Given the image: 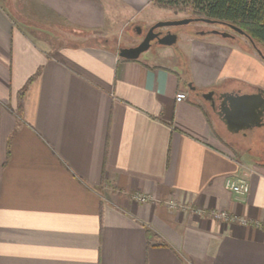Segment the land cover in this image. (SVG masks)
<instances>
[{"label":"crops","instance_id":"obj_1","mask_svg":"<svg viewBox=\"0 0 264 264\" xmlns=\"http://www.w3.org/2000/svg\"><path fill=\"white\" fill-rule=\"evenodd\" d=\"M24 3L30 19L95 34L153 0ZM226 38L125 59L106 42L37 41L0 0V264H264V160L221 112L224 94L263 95L264 60ZM242 175L239 197L224 181Z\"/></svg>","mask_w":264,"mask_h":264},{"label":"rangeland","instance_id":"obj_2","mask_svg":"<svg viewBox=\"0 0 264 264\" xmlns=\"http://www.w3.org/2000/svg\"><path fill=\"white\" fill-rule=\"evenodd\" d=\"M2 3L6 5V8L10 15L14 18L15 21L20 23L22 26H26V30L36 39L37 41H45L48 45H62V44H77V43H103L106 42L109 45L114 47H127V45H134L139 41V37L135 33V27L138 26L143 30L147 29L149 26L155 24L158 21H168V20H178L184 18H199L189 9L183 8L180 10L164 9L159 8L154 3L152 6H149L146 14L136 15L133 19L119 21L114 24L108 30L96 31L95 34L90 31H85L84 34L81 33V30L73 29V27L68 24H55V22H49L48 20H34L28 18V12H26V5H24V0H1ZM27 15V16H26ZM149 16L151 18H146ZM200 19V18H199ZM55 25H54V24ZM115 23V22H114ZM118 24V25H117ZM122 25V26H121ZM169 29L173 33H178V38L181 40L183 36H208L212 35L210 31L218 30L220 32H226L231 36L232 39L226 38L231 41L238 42L241 46L246 47L249 50H253L255 54L258 55V49L264 55V47L259 43H252L244 36L234 31L233 29L227 27L226 23L213 21L211 23L200 22V21H191L186 24L172 25L168 27H163L162 30ZM199 32H203L202 35ZM218 35V34H216ZM221 36V35H220ZM223 37V36H222ZM177 38L176 42L173 45H170V51H173L177 42L180 40ZM164 50V46H152L145 52L140 54L141 58H146L149 54L158 53L159 51ZM163 62L161 59L157 58L154 61ZM159 63V62H158ZM251 138V136H249ZM251 141V139H250ZM252 142V141H251ZM247 143V146L251 149L249 154L257 159H263L264 155L259 151L258 146L253 143ZM262 147V146H261Z\"/></svg>","mask_w":264,"mask_h":264},{"label":"water","instance_id":"obj_3","mask_svg":"<svg viewBox=\"0 0 264 264\" xmlns=\"http://www.w3.org/2000/svg\"><path fill=\"white\" fill-rule=\"evenodd\" d=\"M191 21L213 22L212 20L202 18H184L178 20L158 21L148 29L146 35L139 44L129 47H120L118 49V55L125 59H137L141 53L148 50V48L150 47V41L158 37V34L153 32L155 28L186 24ZM229 26L234 31H237L238 33L244 35L254 46L253 40L246 33L232 25ZM210 32L213 34L221 35L223 37H230V34L226 32H220L218 30H212ZM176 40L177 36L175 34L169 33L159 38V43L162 45H173ZM255 50L257 51L258 55L264 60V55L261 53V51L256 48ZM212 97L213 92L211 91L202 94V98L208 101H212L213 104ZM224 97H227L229 104L228 106H226V103L223 102L221 112L225 114V122L229 123V126L231 125L230 127H234L235 129L246 127L251 128L255 125H259L264 112V96L262 95V93L257 92L244 95L224 94Z\"/></svg>","mask_w":264,"mask_h":264},{"label":"trees","instance_id":"obj_4","mask_svg":"<svg viewBox=\"0 0 264 264\" xmlns=\"http://www.w3.org/2000/svg\"><path fill=\"white\" fill-rule=\"evenodd\" d=\"M159 8H189L196 17L232 25L264 47V0H153Z\"/></svg>","mask_w":264,"mask_h":264},{"label":"built area","instance_id":"obj_5","mask_svg":"<svg viewBox=\"0 0 264 264\" xmlns=\"http://www.w3.org/2000/svg\"><path fill=\"white\" fill-rule=\"evenodd\" d=\"M187 99V94L185 92H177L175 95L176 101H184ZM224 187L228 189L229 191L233 192L239 197H243L248 193L249 190V184L247 177L245 175H242L240 177H227L224 181ZM132 199L136 202L145 203L149 201L150 197L147 195H144L142 193H135L132 195ZM166 207L170 210L179 209L180 211H189L195 214H201V210H198L196 208H192L191 206L185 205L183 203H177L173 199H169L166 201ZM211 215L217 219L224 222H233L238 221L241 224H248V221L243 218H236L234 216H230L225 211H212ZM250 223V222H249ZM260 227L264 229V224H261Z\"/></svg>","mask_w":264,"mask_h":264},{"label":"flooded vegetation","instance_id":"obj_6","mask_svg":"<svg viewBox=\"0 0 264 264\" xmlns=\"http://www.w3.org/2000/svg\"><path fill=\"white\" fill-rule=\"evenodd\" d=\"M200 22H205V21H200ZM207 23H211V22H207ZM152 26V25H151ZM149 26L147 29L143 30L142 28H139L138 26L135 27V33L136 35L140 38L139 41L132 45V46H135L137 44H139L142 39L144 38V36L146 35L148 29L151 27ZM227 27L231 28L229 25H227ZM163 27H158V28H155L153 30L154 33H157L158 34V37L154 38L152 41H150V47H152L153 45L154 46H160L161 44L159 43V38L163 37L164 35L166 34H169V33H172V34H175L176 36H178V33H173L171 30L169 29H166V30H162ZM232 29V28H231ZM203 32H199V34L202 35ZM242 35V34H241ZM232 35H230V38H231ZM178 38V37H177ZM149 47V48H150ZM148 48V49H149ZM263 96H264V90H263ZM213 99V97H212ZM207 103L209 104L210 108L212 110H217V107L215 105V101L213 100V104H212V101H208L207 100ZM249 134L251 136V141L254 145H259L258 146V149L259 151L264 155V112H263V115H262V121H260L259 125H255L253 127L250 128L249 130ZM262 146V147H261Z\"/></svg>","mask_w":264,"mask_h":264}]
</instances>
